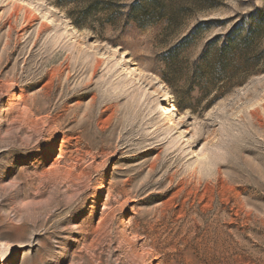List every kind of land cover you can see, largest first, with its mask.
Segmentation results:
<instances>
[{"label": "rangeland", "instance_id": "1", "mask_svg": "<svg viewBox=\"0 0 264 264\" xmlns=\"http://www.w3.org/2000/svg\"><path fill=\"white\" fill-rule=\"evenodd\" d=\"M141 1L0 0V264H264V0Z\"/></svg>", "mask_w": 264, "mask_h": 264}, {"label": "trees", "instance_id": "2", "mask_svg": "<svg viewBox=\"0 0 264 264\" xmlns=\"http://www.w3.org/2000/svg\"><path fill=\"white\" fill-rule=\"evenodd\" d=\"M216 0H195L205 10L212 9ZM88 10L96 8L100 0H85ZM191 7V6H189ZM191 11V8L182 6H167L165 0H142L136 2L131 8V20L137 24L139 21L149 19H167L171 26L177 24V20ZM253 13L246 18H252ZM149 22V21H148ZM242 23L236 26L238 32H228L225 35L226 42L216 51L207 54V58L212 59V73L227 75L229 70L244 71L252 73L259 61L255 55L258 43L261 39L259 28H240ZM239 31H243L242 34Z\"/></svg>", "mask_w": 264, "mask_h": 264}]
</instances>
